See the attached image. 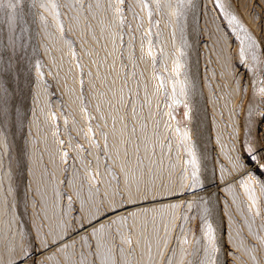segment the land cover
<instances>
[{"label": "snow or ice", "instance_id": "6c2138e0", "mask_svg": "<svg viewBox=\"0 0 264 264\" xmlns=\"http://www.w3.org/2000/svg\"><path fill=\"white\" fill-rule=\"evenodd\" d=\"M20 3L0 0L10 28ZM26 7L41 10L52 81L37 60L36 82L42 84L37 103L39 95L47 100L34 112L30 146L17 151L31 180L22 202L16 190L9 203L12 154L0 132L5 136L0 264H264V44L231 5L226 0H30ZM190 9L209 17L210 38L223 19L238 41L235 57L230 48H221L219 72L212 71L228 111L224 127L231 130L211 169L206 150L198 152L186 130L188 111L183 121L171 123L176 105L188 108L189 91L182 86L178 95L177 85L187 46L182 21ZM165 29L172 50L165 46ZM53 87L60 89L59 97ZM6 104L0 98V126L8 116ZM69 104L75 106L71 113ZM209 185L225 193V218L233 221L227 242L207 208L205 214H191L208 203L201 192L214 195L207 192ZM29 206L33 212L26 222Z\"/></svg>", "mask_w": 264, "mask_h": 264}, {"label": "rangeland", "instance_id": "374dc122", "mask_svg": "<svg viewBox=\"0 0 264 264\" xmlns=\"http://www.w3.org/2000/svg\"><path fill=\"white\" fill-rule=\"evenodd\" d=\"M198 2L199 0H197V3ZM226 2L228 4H231V11L234 8L238 11V13L242 17L243 24L246 26L247 29H249V32H252L254 37H260L261 39L259 43L263 44L264 42H261L264 41V0H226ZM28 3H30V0H21V3L16 6L14 20L11 28L8 26L7 23V13L5 11H0V98H4L7 101L5 111H7L8 113L7 118L3 121V125L0 126V132L6 134L7 145L11 149L12 154L13 195H10L8 197L9 203L15 202L13 197L16 190H19L22 202L27 187L31 183L30 176L27 170L21 169L19 166V163L17 161V151L21 146H30L32 137L36 135V128L32 126V121L35 119L34 112L35 114H38V107L43 105L47 100L46 96L39 95V104L37 103V95L38 93H40L42 88V84L36 82L37 73L41 71V69H37L34 67V64L37 62V60H40L44 64L42 71L49 80V82L52 81V74L49 72L50 57L46 55L43 51V45L47 41L45 40L44 33L42 31L44 21L42 20V17L40 15L41 10L34 9L30 12L29 9L26 7ZM190 11L191 9L184 16L182 21L184 26V37L187 41V46L184 49L185 56L183 60V75L180 77L182 86H186L189 91V96L187 97L188 108H185L183 102L176 105L174 112L176 119L173 120L171 123L173 125H176L177 121H183L184 112L188 111L189 115L185 124L186 130L191 135V142H194L196 144V140L199 136V139H202L203 136L201 131L198 130V127L194 125V118L192 114L194 97L198 95V93H202L206 95V99L207 97H211L212 101L210 100V102H208L206 110L208 109L210 117H212L213 121L211 123L214 124V126L216 124L219 127L218 133L220 136L222 135L225 138L224 142L227 143V133L231 129H228L226 131L224 125L228 121V113H225L227 109L224 107V104L221 103L222 99H219V89L217 86L216 79L212 76V71L213 69H215L217 72H219V65L217 64V60L220 58L219 53L221 48H230L233 57H235L238 48V41L234 39L235 33L233 31V26L231 24L226 23L223 19H219L216 21L217 24H222L220 31L218 33L213 31L212 36L210 38L209 31H212L213 29L212 22L208 16L201 15V13H199L200 11L198 10L196 11L195 19L196 23L198 24V30H200L201 33L198 31V33L200 34L195 36L194 40H192V35L189 27ZM216 15L217 14L215 12L212 13L213 17H215ZM44 16L47 17L48 23L51 24L53 22L50 14L44 13ZM243 16L245 19L243 18ZM249 25L251 26V28L249 27ZM218 37L220 38L219 45L215 43ZM197 39H199V41ZM191 41L192 43L194 41H197V43L199 42L197 46L194 44V47H196V49L195 51H193V54H197V64L199 67H202L200 68L202 71L199 69L200 78L203 81V86L202 88H200L201 90L199 89V87L195 86V84H193V81L191 80V68L189 69V67H191L192 65V60L190 56L192 54V46H190L192 45ZM165 46L168 50H172V42L168 38L167 29H165ZM13 47L15 48V52H13ZM38 47L39 52H37L36 50ZM77 50H79V45H77ZM52 54L56 55L57 57L59 56V54L55 52V50H53ZM238 67L241 73L245 72L244 67ZM185 81L186 85L184 83ZM221 83H223V81H221ZM209 85H211V87H209ZM72 86V81L69 80V87ZM53 91L56 92L57 97L60 96V89L58 87H53ZM214 91L217 94V99H213ZM178 93L179 91L177 90V94ZM180 98L181 100H184L183 97ZM217 100L219 101L218 103ZM238 101L239 97H237V99L233 101L232 107H235ZM65 102L68 103L67 97H65ZM53 103L58 107L59 100H54ZM211 104L214 107V109L212 108V110ZM74 108V105H68V111L70 113L74 110ZM167 111L168 109H165V113ZM221 112L224 113L223 117L221 116ZM241 114H243V112H241ZM77 119H79L81 123H83V117L79 115L78 110ZM164 119H168L167 115L164 116ZM69 120H71V115H69ZM185 124H181L182 129H185ZM4 139L5 136L0 135V141H4ZM173 139L175 140V133L173 134ZM196 146V150L198 152L206 150L204 151V154L207 156V158L208 154L210 155V158L215 156L213 149L209 150L207 147H202L198 144H196ZM4 151L5 149L2 145H0V153H3ZM185 183H187V181H185ZM200 195L205 196L208 200V203L201 205L199 208L195 209L191 214L194 216L205 214L204 209L207 208L206 215L216 228L217 234H225V241L227 242L229 239V235L227 238L226 234L227 225L230 233L231 226L233 224L230 215L225 218V213L229 212L228 207L225 205L224 202H222L221 208L223 211V216L221 217L219 215V212H215L213 210L214 205H211L210 198L207 196V194L205 192H201ZM218 195H220L222 197V200L225 201V193L219 192ZM28 196L30 199L31 193H28ZM188 198L193 199V197ZM230 202L231 200L229 199V203ZM18 211L21 215H23V206H21ZM233 211H235V209H233ZM27 212L29 215L24 217L26 222L31 218V214L33 212L31 206L28 207ZM236 220L240 221L241 217L239 215H236ZM219 221H223L222 225L220 226ZM192 223L194 226L197 221L193 220ZM257 223H259V218L257 219ZM245 234H247L246 230Z\"/></svg>", "mask_w": 264, "mask_h": 264}, {"label": "bare ground", "instance_id": "6f19581e", "mask_svg": "<svg viewBox=\"0 0 264 264\" xmlns=\"http://www.w3.org/2000/svg\"><path fill=\"white\" fill-rule=\"evenodd\" d=\"M227 1H231V0H227ZM234 2V1H232ZM231 2V3H232ZM235 4V3H234ZM237 4V3H236ZM231 5V4H230ZM233 6V4H232ZM237 7V5H236ZM234 8V7H232ZM196 11L197 10H194V9H191L190 11V16H189V21H190V32H191V35H192V40H194L195 36L199 35L201 32L200 30H198V24L196 23V19H195V15H196ZM232 11L238 16V18L242 21V17L241 15L238 13V11L234 8L232 9ZM198 13V12H197ZM200 13V12H199ZM200 15V14H199ZM201 16V15H200ZM199 16V17H200ZM244 18V16H243ZM201 19V18H200ZM245 19V18H244ZM202 20V19H201ZM247 22V21H246ZM248 23V22H247ZM249 24V23H248ZM247 24V25H248ZM222 25V24H221ZM201 26V25H200ZM249 27L251 28V26L249 25ZM201 28V27H200ZM249 30V29H248ZM253 30V29H252ZM198 31L200 33H198ZM234 31V30H233ZM254 31V30H253ZM198 33V34H197ZM252 34V32H251ZM190 35V36H191ZM203 35V34H202ZM228 35V34H227ZM253 35V34H252ZM257 35V34H256ZM229 36V35H228ZM203 37V36H202ZM217 37V36H216ZM256 37V36H255ZM198 38V37H197ZM264 38V37H263ZM232 39V38H231ZM199 41V39H197ZM201 40V39H200ZM195 42V41H194ZM192 43L191 41V44L190 46H192V54L190 55L191 56V62H192V65L191 67H189V69L191 68V80L193 81V84H195V86L202 88L203 86V81L202 79L200 78V73H199V69L202 68V67H199L198 64H197V57L195 54H193V51H195L196 47H194L195 45L197 46V41L195 43ZM264 41H262L261 43H263ZM195 44V45H194ZM232 44V43H231ZM264 44V43H263ZM200 47V46H198ZM198 50V49H197ZM236 50V49H235ZM200 53V52H199ZM199 55V54H198ZM201 57V56H200ZM200 63V62H199ZM189 65H190V62H189ZM201 65V64H200ZM168 67H169V70H171V67H172V64L171 62H169L168 64ZM201 70V69H200ZM245 70V69H244ZM202 71V70H201ZM202 76V75H201ZM201 86V87H200ZM180 87H182V84H179L177 85V90L180 91ZM194 90H195V87H194ZM198 90V89H197ZM201 90V89H200ZM197 92V91H196ZM200 92V91H199ZM203 92V91H201ZM179 94V93H178ZM194 95V94H193ZM210 100L212 101L211 97H207L206 99V95L202 94V93H198V95H196L194 97V102H193V118H194V125L196 127H198V130L201 131L202 133V136L203 138L202 139H199L200 136L198 137V139L196 140V144H198L199 146H202V147H207L209 150L213 149L214 150V153H218L220 151V147H221V143H225L224 142V137H223V141H220V135H218V126L215 124H212L211 122L213 121L212 120V117H210V113L208 111V109L206 110V106H208V102H210ZM221 103L224 104V101L221 100ZM212 108L214 109V107L212 106L211 104V110ZM243 112V105H242V111ZM226 114L228 113V111L225 112ZM208 159H209V169H211V159L210 158V155L208 154ZM207 192H211L213 193L214 195H212L210 198V202H211V205H214L213 207V210L215 212H219V215L222 217L223 216V211H222V208H221V205H222V202H224L222 200V197L220 195H218V191L217 189L214 187V186H211L209 185L208 186V191ZM218 192V193H217ZM217 197L220 198V201L219 203H217ZM230 199V198H229ZM228 199V201H229ZM219 220V219H218ZM217 220V221H218ZM222 225V221L220 222L219 221V226ZM227 233H229V229H228V225H227ZM227 238H228V235H227ZM226 240V239H225Z\"/></svg>", "mask_w": 264, "mask_h": 264}]
</instances>
